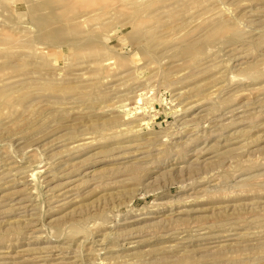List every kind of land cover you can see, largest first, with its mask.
I'll use <instances>...</instances> for the list:
<instances>
[{
  "label": "rangeland",
  "instance_id": "rangeland-1",
  "mask_svg": "<svg viewBox=\"0 0 264 264\" xmlns=\"http://www.w3.org/2000/svg\"><path fill=\"white\" fill-rule=\"evenodd\" d=\"M0 264H264V0H0Z\"/></svg>",
  "mask_w": 264,
  "mask_h": 264
},
{
  "label": "bare ground",
  "instance_id": "bare-ground-1",
  "mask_svg": "<svg viewBox=\"0 0 264 264\" xmlns=\"http://www.w3.org/2000/svg\"><path fill=\"white\" fill-rule=\"evenodd\" d=\"M65 188H66V187H65ZM67 188H68V187H67ZM68 190H69V189H68ZM65 192H66V191H65ZM65 192H64V193H65ZM64 193L60 194V196H62ZM64 196H65V195H64ZM3 254H4V253H3ZM1 255H2V254H1ZM2 256H3V255H2ZM4 258H5V257H4ZM5 259H6V258H5ZM17 259H18V258H17Z\"/></svg>",
  "mask_w": 264,
  "mask_h": 264
}]
</instances>
